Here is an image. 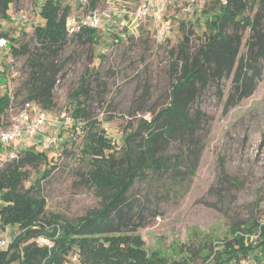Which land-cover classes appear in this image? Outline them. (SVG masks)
<instances>
[{
	"label": "trees",
	"instance_id": "1",
	"mask_svg": "<svg viewBox=\"0 0 264 264\" xmlns=\"http://www.w3.org/2000/svg\"><path fill=\"white\" fill-rule=\"evenodd\" d=\"M18 1L0 0L2 36L8 35L1 31L2 22L8 17L10 5ZM213 3L216 4L209 9L207 20L212 33L197 53L192 52L188 36L180 43L181 73L173 81L170 103L153 117L142 118L137 128L126 135L121 152L87 109V99L81 100L82 95L89 97L92 74L84 75L72 93L76 101L73 115L85 122L80 148L82 160L87 163L83 178L102 195L100 208L74 221L50 219L46 215V198L34 183L26 185L29 167L45 162L50 165L41 177L52 172L54 165L48 150L19 146L16 157L0 161V228L20 229L8 248L0 247V264H66L74 254L80 264H243L249 256L264 264V222L256 216L229 223L223 237L194 234L179 246L177 257L148 249L139 233L161 214L162 203L178 194L195 172L204 147L205 113L194 107L199 97L212 84L219 87L222 79L234 72L226 101V107L232 106L255 92L263 74L264 0ZM96 4L97 0H90V6ZM254 5H259L254 18L244 16ZM36 12L42 22L35 25L31 40L20 38L17 44L19 37L11 38L10 53L27 56L26 77L13 91L12 100L0 89V120L11 101L15 106L30 101L51 108L67 46L71 42L98 41L94 28L81 27L69 33L71 7L61 0H42ZM249 26L247 52L239 58L241 31ZM177 142L180 147L173 151ZM137 181L149 185L141 195L132 193ZM38 237L49 242L41 244Z\"/></svg>",
	"mask_w": 264,
	"mask_h": 264
},
{
	"label": "rangeland",
	"instance_id": "2",
	"mask_svg": "<svg viewBox=\"0 0 264 264\" xmlns=\"http://www.w3.org/2000/svg\"><path fill=\"white\" fill-rule=\"evenodd\" d=\"M41 1L19 0L10 5L8 17L2 22L1 31L8 33L6 37H19L17 44L31 40L35 25L42 22L36 12ZM213 1L172 5L168 16L172 19V33L160 43L150 25L138 27L130 22L125 0H97V6L110 8L111 18L96 28L97 42H71L67 46L53 91L54 104L42 109L60 122H48L40 137L21 145L25 149L48 150L54 165L46 177L41 175L50 164L29 167L26 181L27 186L34 183L46 198L48 218L74 221L103 204L102 195L83 178L87 163L82 160L80 148L85 122L74 117L76 101L72 97L82 77L92 74L89 97L82 95L81 100L87 99V109L121 152L126 135L137 128L141 119L153 117L170 103L173 81L181 73L180 43L188 36L192 52L197 53L209 38L212 32L207 20L209 9L216 4ZM61 2L71 7L70 22L78 20L83 12L78 0ZM258 9L259 5H254L243 15L253 19ZM241 33L239 58L247 52L250 26ZM9 49H0V80L6 88L2 93L11 92L12 85V91L16 90L26 77L27 56H14ZM262 63L263 74L255 92L237 104L226 107L234 72L223 78L219 87L212 84L199 97L194 107L205 113L202 153L182 190L163 202L161 214L139 229L148 249L176 255L179 246L194 234L223 237L229 223L252 216L264 222V60ZM3 115L0 131L8 127L11 118L8 111ZM67 118L71 119L69 125L64 122ZM18 147L13 145L10 149L18 154ZM179 147L177 142L172 149L177 151ZM147 187L145 181H137L132 193L141 195ZM19 232L18 226L0 228V238L6 233L12 242Z\"/></svg>",
	"mask_w": 264,
	"mask_h": 264
},
{
	"label": "built area",
	"instance_id": "3",
	"mask_svg": "<svg viewBox=\"0 0 264 264\" xmlns=\"http://www.w3.org/2000/svg\"><path fill=\"white\" fill-rule=\"evenodd\" d=\"M196 0H125L128 3V8L125 11L131 13L130 22L138 27L150 25L154 32V37L160 43L165 42L172 33V19L168 18L169 10L172 5L180 2L193 3ZM82 6L83 12L78 20L70 22L68 18V31L70 34L79 30L81 27L98 28L103 21L111 18L110 8L101 6H90V0H78ZM132 5V10L131 9ZM11 40L0 35V49L10 48ZM10 50V49H9ZM12 60V59H9ZM2 62V54L0 53V64ZM3 72H5L2 69ZM14 76V75H13ZM0 89H6L0 80ZM13 90V85H12ZM7 92L13 99V91ZM43 108L35 102H26L21 106H15L11 101L10 107L7 110L11 114L8 127L0 131V161L6 162L8 159L16 157L18 154L10 149L11 146H20L25 140H33L41 136V132L48 122L59 123L60 120L47 115ZM66 124H71V119L67 118L64 121ZM25 149V148H23ZM3 153V155H2ZM39 243L49 242L43 237H38ZM9 237L5 233L0 238V247L6 249L10 244ZM66 264H80L78 255H72Z\"/></svg>",
	"mask_w": 264,
	"mask_h": 264
},
{
	"label": "crops",
	"instance_id": "4",
	"mask_svg": "<svg viewBox=\"0 0 264 264\" xmlns=\"http://www.w3.org/2000/svg\"><path fill=\"white\" fill-rule=\"evenodd\" d=\"M243 264H259V263L255 262V260L253 259L252 256H249V257L247 258V260H244V261H243Z\"/></svg>",
	"mask_w": 264,
	"mask_h": 264
}]
</instances>
